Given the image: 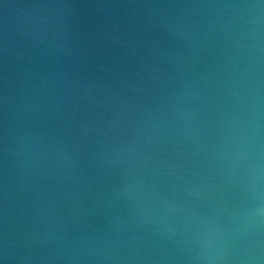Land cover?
I'll use <instances>...</instances> for the list:
<instances>
[{
	"label": "water",
	"instance_id": "obj_1",
	"mask_svg": "<svg viewBox=\"0 0 264 264\" xmlns=\"http://www.w3.org/2000/svg\"><path fill=\"white\" fill-rule=\"evenodd\" d=\"M0 264H264V0H0Z\"/></svg>",
	"mask_w": 264,
	"mask_h": 264
}]
</instances>
